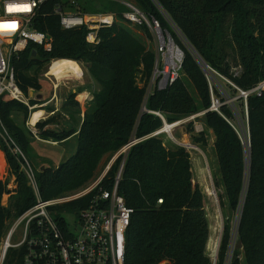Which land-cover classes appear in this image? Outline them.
<instances>
[{
  "label": "trees",
  "instance_id": "16d2710c",
  "mask_svg": "<svg viewBox=\"0 0 264 264\" xmlns=\"http://www.w3.org/2000/svg\"><path fill=\"white\" fill-rule=\"evenodd\" d=\"M133 1L144 14L155 17L161 28L168 30L170 21L187 43L182 44L169 31L183 52L181 74L165 89L148 95V111L142 110V104L154 53L130 31L122 17L123 8H113L116 21L100 27L98 42L91 44L85 40L86 28L64 29L52 12L56 2L70 9L69 1L49 0L35 17L34 27L51 37V50L31 44L11 59L15 80L25 95L41 89L39 71L56 59L84 63L99 85L78 129L60 127L53 116L36 122L38 136L46 140L64 141L77 132L72 155L57 167H43L35 173L41 199L78 189L95 176L101 160H109L136 138L125 156H117L99 184L110 190L123 161L117 192L132 209L125 236V264H212L206 251L209 225L203 194L193 182L190 154L185 147L165 142L163 134L151 135L162 125L151 111L161 112L171 123L205 110L201 121L214 135L217 178L213 183L223 214L214 264H264V90L247 98L248 146L247 136L229 123L233 115L228 105H221L219 112L208 109V81L200 66V61L209 65L241 89L264 80V0ZM77 4L81 11H97L91 10L87 0H77ZM134 29L150 36L145 24L134 25ZM81 90L69 93L63 104L78 106L75 94ZM37 102L31 98L29 104ZM16 113L27 118L28 105L0 99V143L15 182L14 189L7 190V183L0 180V238L10 219L35 203L22 168L24 162L7 148L9 139L11 147L26 151L34 136L15 121ZM186 127L192 132V121ZM204 136L201 131L192 139L204 144ZM3 193L10 195L6 206L1 204ZM89 198L67 205L85 207ZM22 257V248H10L2 264H20Z\"/></svg>",
  "mask_w": 264,
  "mask_h": 264
},
{
  "label": "built area",
  "instance_id": "2783aa9c",
  "mask_svg": "<svg viewBox=\"0 0 264 264\" xmlns=\"http://www.w3.org/2000/svg\"><path fill=\"white\" fill-rule=\"evenodd\" d=\"M48 1L0 0V24L15 25L11 29L0 28V99L18 100L28 105L29 109L35 104H29L31 96L25 95L17 85L11 59L31 44H36L45 51L51 50V37L46 32L39 31L34 27L35 17L41 12L42 5ZM68 1L72 6L70 9L62 3L56 2L52 12L58 15L60 26L64 29L86 28L85 40L88 43H97V30L100 27L112 25L117 19L115 12H84L79 9L77 0ZM122 3L125 7L122 11V17L128 25L145 24L157 42L159 52L154 60V67L149 80L152 87L149 86L151 88L146 90L147 99L153 90L165 89L179 77L183 52L175 44L170 33L161 28L155 17L144 14L131 1H122ZM9 8L13 10L9 11ZM163 15L165 14L163 13ZM200 66L208 81L209 110L219 112L221 105L229 106L232 102V99L223 100L213 96L210 79L214 75H216L215 78L224 79L237 91L236 98L242 102L245 110L246 141L249 146L247 98L250 95L259 96L261 94L264 90V80L257 82L248 89H241L209 65L200 61ZM142 110L148 111L145 109V105ZM151 112L162 121V125L151 135L165 134L171 142L179 146L196 147L187 141H178L172 134V129L192 121L193 130L200 133L203 131V127L194 120L201 117L205 110L171 123L166 121L161 112ZM229 123L236 129L232 121ZM34 126L35 124H32L29 130L35 135ZM130 145H132L131 141L122 147L117 154L125 156ZM122 167L123 161L118 168L110 190L99 186L102 177L83 190L72 191L63 196L45 200L41 199L39 194L34 170L25 161L22 168L35 195V203L9 224L4 239L0 243V264H2L5 254L10 248H22L23 257L20 264H125V236L130 225L132 209L125 204L123 197L117 192ZM89 195L90 198L85 207L67 205ZM56 206L65 207L55 210ZM63 208H71L72 211L64 212ZM18 227L20 230L17 232ZM214 262L215 260L212 261V264Z\"/></svg>",
  "mask_w": 264,
  "mask_h": 264
},
{
  "label": "rangeland",
  "instance_id": "374dc122",
  "mask_svg": "<svg viewBox=\"0 0 264 264\" xmlns=\"http://www.w3.org/2000/svg\"><path fill=\"white\" fill-rule=\"evenodd\" d=\"M89 2V5H91V10H97L96 12L101 11H107L112 12L114 11L113 8L118 7V4L115 2L118 0H87ZM124 1H131L134 3L133 0H124ZM120 2V1H118ZM117 2V3H118ZM121 5L120 9L125 8L123 3H119ZM135 4V3H134ZM164 16V15H163ZM165 17V16H164ZM169 29L168 32H172L175 34V37L179 39V41L182 44L187 45L184 38L179 34L177 29L173 26V24L167 20ZM130 31L133 33V35L138 38L147 48L151 49L154 53V60L156 59V55L158 54L159 50L157 49V42L152 33L150 32V36H146L142 33V31H137L134 29V25L128 26ZM166 30V29H165ZM150 31V30H149ZM169 32V33H170ZM177 39H175V44H177ZM197 58V57H196ZM66 64L71 71V73H76L77 76H70L69 74H64L62 77H58L56 73V65L55 60L52 62H47L44 67L39 71V82L41 84V89L36 93L33 90H29V95L32 99H36L39 102L35 104L34 107L29 109V114L27 118H23V116L19 113L15 114V121L19 125H24L25 128L29 129V127L32 126V124H36V122H41L47 119L48 117L53 116L58 125L64 129H67V127L74 126L75 129H78L80 126V119L82 120V117L84 115V111L87 108V110L91 109V99L93 97V93L96 92L99 89L98 83L94 80V78L88 73L87 68L84 63L77 62V65L75 64V61L70 62L66 61ZM49 70V73L52 75H48L47 77L43 75V72H47ZM181 74V73H180ZM56 76V78L54 76ZM214 75L210 79V85L212 89V94L214 97H218L219 99H232V102H230V111L233 115L232 123L236 127V129L239 131V133L242 136H247V128H246V116H245V110L243 107L242 102L236 98L237 91L232 88L228 82H226L224 79L217 77ZM76 79L81 80V82H77ZM53 83L59 84V86L56 88V91H53ZM138 84L141 85V81L138 79ZM148 88L152 87L151 83H148ZM83 85L87 89L86 99L84 98V95L82 97H79L78 94H75V100L78 102V106H68L64 105V101L68 97L69 92L74 93L77 91L78 86ZM151 86V87H149ZM74 89V91L72 90ZM73 91V92H71ZM56 94V98L49 99L46 103L45 100L49 98L51 95ZM146 91L144 93L143 98V104L144 107L146 102ZM89 106V108H88ZM142 107V108H143ZM41 108H44L45 111L41 110ZM34 112H44V116H42L38 121L32 122L31 117L33 116ZM48 115H47V114ZM75 118L73 121L72 119ZM197 124H201L203 127V131L205 134L206 143H196L193 141L192 137L197 136L199 133H196V131H190L187 129L186 124H181L177 126L176 128L172 129V134L178 141H187L190 144L196 146V149H193L191 147H185L186 150H188L190 154V163H191V170L193 173V182L197 183L199 186L202 194H203V205L209 225V239H208V248H209V256L213 260L216 259L217 256V245L218 241L221 236L222 231V222H223V214L220 209L219 203H218V196L217 191L214 188L213 179L216 177V167H215V158L213 154V141H214V135L211 131V129L206 128L202 121L201 117H198L194 120ZM50 127H53V125H50ZM58 127V126H56ZM35 128V126H34ZM36 129V128H35ZM77 133V132H76ZM76 133L69 137L68 139L64 141H53V140H46L42 139L38 136V132L36 129V133L33 136V139L26 151H21L19 147L14 145V147H11L10 140H6L8 149L11 153H15L19 158L20 161H25L30 165V167L34 170L35 173H38L39 170L43 167H57L60 162L65 161L70 155H72L76 150ZM4 137H7V134H3ZM163 140L166 142L169 140L167 135L163 134ZM170 141V140H169ZM190 148V149H189ZM118 154L117 152L108 160L106 157L103 160H101L99 167L96 171V174L94 177H92L90 180L85 182L81 187L74 190H83L87 186L92 185L95 183L98 179L102 178L103 175L107 172L108 168L112 165L114 160L117 158ZM24 165V164H23ZM0 180L5 181L6 189L12 190L15 187L14 182V175L11 174V171L9 170V167L5 160V151L3 150V147H1L0 143ZM72 192V191H71ZM221 192V190H220ZM70 193V192H69ZM67 194V193H66ZM9 194L3 193L1 204L3 206H6L8 203ZM64 212H71V208H63ZM12 220L10 219L8 223L10 224ZM9 228V227H8ZM7 228V229H8ZM6 230L3 231L0 243L4 239V236L6 234ZM20 230V227H18L17 232Z\"/></svg>",
  "mask_w": 264,
  "mask_h": 264
},
{
  "label": "crops",
  "instance_id": "0c3cea01",
  "mask_svg": "<svg viewBox=\"0 0 264 264\" xmlns=\"http://www.w3.org/2000/svg\"><path fill=\"white\" fill-rule=\"evenodd\" d=\"M118 1H120L121 3H122V1H124V0H118ZM118 1H116L115 3L116 4H118V9L120 10V7H121V5L119 4L120 2H118ZM118 2V3H117ZM124 9V8H123ZM65 61V60H64ZM67 61H70V62H73L72 60H67ZM75 64L77 65V62H75ZM56 65V64H55ZM64 74H69L70 76H77V74L76 73H69V72H67V73H65L64 72ZM43 75L44 76H48V75H52V74H50L49 73V70L46 72H43ZM54 76V75H53ZM55 78H56V76H54ZM76 81L77 82H81V80H78V79H76ZM59 86V84H57V83H53V91H56V88ZM79 87H82L83 88V90H81L80 92H77V94H78V96H80V95H84V98L86 99V93H87V89H86V87L85 86H83V85H79L78 86V88ZM73 91H74V89H72ZM73 91H71V92H73ZM70 93V92H69ZM57 96H56V94H53V95H51L49 98H47V100H45V103L51 98V99H54V98H56ZM41 110H43V111H45L44 110V108H41ZM47 114V113H46ZM49 114V113H48ZM47 114V115H48ZM43 115H45V114H43ZM191 162V161H190ZM191 164V163H190ZM208 239H209V236H208ZM218 243H219V241H218ZM208 240H207V243H206V251L208 252V254H209V248L207 247L208 245ZM218 246V245H217Z\"/></svg>",
  "mask_w": 264,
  "mask_h": 264
},
{
  "label": "bare ground",
  "instance_id": "6f19581e",
  "mask_svg": "<svg viewBox=\"0 0 264 264\" xmlns=\"http://www.w3.org/2000/svg\"><path fill=\"white\" fill-rule=\"evenodd\" d=\"M66 61L67 60H63V59H60V60H55V64H56V73H57V76L60 78L62 76H64V72L67 73H71V71L69 70L67 64H66ZM44 112H34L33 113V116L31 117V120L32 122H35V121H38L43 115Z\"/></svg>",
  "mask_w": 264,
  "mask_h": 264
},
{
  "label": "snow or ice",
  "instance_id": "6c2138e0",
  "mask_svg": "<svg viewBox=\"0 0 264 264\" xmlns=\"http://www.w3.org/2000/svg\"><path fill=\"white\" fill-rule=\"evenodd\" d=\"M9 11H12L13 9L12 8H9L8 9ZM15 25H9V24H0V28H4V29H11V28H14Z\"/></svg>",
  "mask_w": 264,
  "mask_h": 264
},
{
  "label": "water",
  "instance_id": "95a60500",
  "mask_svg": "<svg viewBox=\"0 0 264 264\" xmlns=\"http://www.w3.org/2000/svg\"><path fill=\"white\" fill-rule=\"evenodd\" d=\"M136 141H137L136 138H133V139L131 140L132 144L135 143Z\"/></svg>",
  "mask_w": 264,
  "mask_h": 264
}]
</instances>
